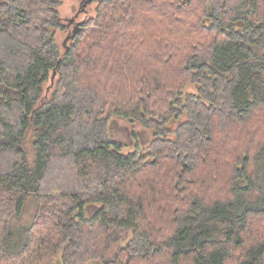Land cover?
Listing matches in <instances>:
<instances>
[{"label": "trees", "instance_id": "trees-1", "mask_svg": "<svg viewBox=\"0 0 264 264\" xmlns=\"http://www.w3.org/2000/svg\"><path fill=\"white\" fill-rule=\"evenodd\" d=\"M92 1L0 0V264H264V0Z\"/></svg>", "mask_w": 264, "mask_h": 264}, {"label": "rangeland", "instance_id": "rangeland-1", "mask_svg": "<svg viewBox=\"0 0 264 264\" xmlns=\"http://www.w3.org/2000/svg\"><path fill=\"white\" fill-rule=\"evenodd\" d=\"M59 2L57 6L58 14L60 17L61 29H58L55 35L56 43L59 46V50L64 49L70 43L69 35L73 32L75 24L82 21L84 22L91 16L95 15L96 2L92 0H57ZM71 21V22H70ZM259 50L258 52H262ZM51 84L46 83L44 85L48 92ZM187 90L195 92V85L189 84ZM185 117L174 118L168 124L167 136L172 138L173 130L176 126L182 122ZM108 135L113 141H117L121 144L123 153H129L134 151L136 143L140 149H145L148 143L153 139L154 132L152 129L144 128L141 124L133 122L124 118L112 117L108 122ZM262 179L264 182V156L262 158ZM98 208L100 204L92 203L85 207V215L90 217ZM60 257L57 256L52 264H59Z\"/></svg>", "mask_w": 264, "mask_h": 264}, {"label": "water", "instance_id": "water-1", "mask_svg": "<svg viewBox=\"0 0 264 264\" xmlns=\"http://www.w3.org/2000/svg\"><path fill=\"white\" fill-rule=\"evenodd\" d=\"M90 1H91V0H90ZM81 23H82V21L76 23V27L79 26ZM76 27H75V28H76ZM75 28H74V29H75Z\"/></svg>", "mask_w": 264, "mask_h": 264}, {"label": "flooded vegetation", "instance_id": "flooded-vegetation-1", "mask_svg": "<svg viewBox=\"0 0 264 264\" xmlns=\"http://www.w3.org/2000/svg\"><path fill=\"white\" fill-rule=\"evenodd\" d=\"M71 22V21H70ZM75 27H76V24H75Z\"/></svg>", "mask_w": 264, "mask_h": 264}]
</instances>
